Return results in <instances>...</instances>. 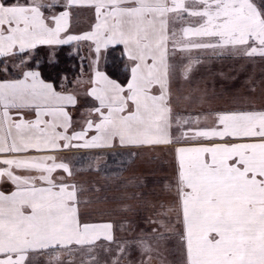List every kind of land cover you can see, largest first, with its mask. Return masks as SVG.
I'll list each match as a JSON object with an SVG mask.
<instances>
[{
  "label": "snow or ice",
  "instance_id": "snow-or-ice-1",
  "mask_svg": "<svg viewBox=\"0 0 264 264\" xmlns=\"http://www.w3.org/2000/svg\"><path fill=\"white\" fill-rule=\"evenodd\" d=\"M85 12L91 22L78 28ZM73 45L71 54L88 50V78L76 80L83 104L57 56ZM117 50L114 70L103 67ZM193 50L264 60V0H0V264H32L41 252L59 264L61 250L99 264L97 249L114 244L119 264L127 245L110 223L82 219L81 189L61 155L117 143L182 145L167 211L183 264H264V107L174 114L177 57ZM151 222L152 239L171 234ZM131 247L151 259L147 239Z\"/></svg>",
  "mask_w": 264,
  "mask_h": 264
},
{
  "label": "rangeland",
  "instance_id": "rangeland-1",
  "mask_svg": "<svg viewBox=\"0 0 264 264\" xmlns=\"http://www.w3.org/2000/svg\"><path fill=\"white\" fill-rule=\"evenodd\" d=\"M87 57L88 50L86 62ZM261 63L260 68L255 67V64L244 68V78L247 83L239 81L236 87L230 86V89L233 88L239 96L244 95V100L232 99V94L229 96L222 94V98H218L215 86L212 88L211 85L212 90L209 91L207 95L209 98L206 100L200 99L199 85L187 83L171 85L172 89L177 88L172 98L174 114L215 112L220 108L219 111L222 112L264 107V61ZM85 65L87 69L85 72H88V62ZM258 71L261 75L257 77ZM79 76H81V69ZM77 78L78 76L72 79L69 85V88L73 87L72 90L75 91L78 87ZM243 88H246L245 92ZM78 90L83 94V89ZM253 96H256V99H253ZM104 153L109 152L104 151ZM99 155L100 153L93 152L90 155L93 159L86 164L85 168L80 167L78 171L73 168L74 181L81 189L80 200L81 204L85 205L86 218L94 212H100L101 217L107 216L115 220L114 236L118 243L127 245L125 254L119 258V264H142V261L144 264H183V245L179 236L180 227L176 220V213L167 211L176 206L175 150L166 148L137 153L117 151L113 154L112 163L107 165L104 163L108 158L105 155ZM62 156L68 158L71 163L79 158L77 152L62 154ZM57 175H63V173H57ZM111 206L112 211H109L107 208ZM165 212H167L166 216L163 215ZM153 220L168 224L171 234L165 235L163 239L158 237L152 239L151 237L156 235L152 230L157 227V224L151 222ZM137 238H145L152 245L151 259L143 254L139 247L135 249L131 247ZM105 247H107L106 244ZM117 247V244L112 245L110 253L98 248L95 255L99 264H113ZM57 255L59 264H87L84 252L70 253L61 250ZM32 264H56V262L48 253H42L35 254Z\"/></svg>",
  "mask_w": 264,
  "mask_h": 264
},
{
  "label": "crops",
  "instance_id": "crops-1",
  "mask_svg": "<svg viewBox=\"0 0 264 264\" xmlns=\"http://www.w3.org/2000/svg\"><path fill=\"white\" fill-rule=\"evenodd\" d=\"M90 13H83L81 15V20L80 24L78 25V28L82 29H87L88 24L91 22L90 20ZM85 47V48H83ZM81 49H83L84 56L86 57L87 54V47L86 45H81ZM264 60H261L259 58L256 59H242L236 56H229L227 54L225 55H217L213 53L211 50L208 51H200V50H193L190 54V56H178L177 57V73L175 77L173 78L171 85L173 84H196L199 85L200 89V99H208L209 96V91L212 90L213 86H215L218 98H222V94H232L231 96L232 99H245L244 95L239 96L238 92H235V90L232 88L230 89V86H237V83L240 81V83H247L246 79L244 78V68L246 66L250 67V65H254L257 68H260L261 62ZM88 62V61H87ZM86 62V63H87ZM102 66L104 67V60L101 61ZM186 64H190V71H188L185 74L184 71V66ZM264 65V64H263ZM87 69H84V74L79 76L78 78L87 80L89 72H85ZM257 77L260 76V71L256 73ZM240 79V80H238ZM232 84V85H230ZM211 85V87H210ZM72 90L73 87H70ZM78 89H83L85 90V86H79L77 87L76 91L79 92ZM176 87L171 88V98H174L173 92L177 91ZM246 88H243L242 90L245 92ZM250 98V97H247ZM256 99V96H253V99ZM84 97L81 94V103H84ZM217 99V98H216ZM206 106V105H205ZM228 106V105H227ZM242 106V105H241ZM221 109V108H220ZM216 110L215 112H220L219 110ZM241 109H246V108H241ZM83 111V109H81ZM222 111V110H221ZM78 115V114H74ZM204 123H208L211 125L212 121L207 120V121H202ZM182 146L181 144H170V145H157V146H144V147H121L117 143L115 147L112 148H106V149H100V150H88V149H76L72 150L71 152H66V153H93V152H98L100 155L104 153V151H107L109 153L114 152H120L122 151H132V152H148L151 150H159V149H176L177 147ZM100 151V152H99ZM62 153V154H66ZM113 153V154H114ZM61 154V155H62ZM120 155L119 153H117ZM99 155V156H100ZM103 155V154H102ZM95 158V157H94ZM96 160V159H95ZM98 160V159H97ZM102 162V161H100ZM128 176L126 177V179ZM85 205L80 203V211L82 214V219L86 220L87 222H93V223H110L112 225V233L113 235L115 234L116 231V224L115 220L112 219L111 217H101L100 212H94L91 216L86 218V211L84 209ZM109 211H112V206L107 208ZM95 210V209H93ZM97 210V209H96ZM45 252L41 253H36V254H42Z\"/></svg>",
  "mask_w": 264,
  "mask_h": 264
},
{
  "label": "trees",
  "instance_id": "trees-1",
  "mask_svg": "<svg viewBox=\"0 0 264 264\" xmlns=\"http://www.w3.org/2000/svg\"><path fill=\"white\" fill-rule=\"evenodd\" d=\"M74 48H75L74 45L73 46H62L61 50L57 51V56L62 61L61 66L65 69V72L62 73V75H66L70 82H72V79H74L75 77H77L80 74L81 67L86 66L85 65L86 58L84 56L83 50L80 48L79 49V55H74V54H71V52ZM82 57L84 58L83 61L81 60ZM119 57H120L119 50L112 52L111 55H109L107 57L106 61L104 60V67L108 70H114L113 69L114 58L118 62ZM40 58L41 59L45 58V54L42 51L40 53ZM85 69H86V67H85ZM91 154L92 153H79V154H77L79 156V158H76L73 160V162H72L73 168L75 170L77 169V171L80 167L85 168L86 164L89 163L90 161H92V159L94 158V155H93V158L90 157ZM102 154L108 158L106 160V162L104 163V165H107V163H112L113 157H114L113 153H102ZM101 165H103V162L101 163Z\"/></svg>",
  "mask_w": 264,
  "mask_h": 264
}]
</instances>
